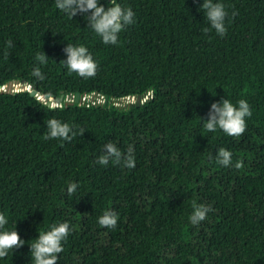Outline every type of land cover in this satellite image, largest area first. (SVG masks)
<instances>
[{"label":"trees","instance_id":"16d2710c","mask_svg":"<svg viewBox=\"0 0 264 264\" xmlns=\"http://www.w3.org/2000/svg\"><path fill=\"white\" fill-rule=\"evenodd\" d=\"M119 2L135 22L104 44L83 14L71 19L54 0H0V87L27 82L59 103L0 90V212L25 240L0 264H31L38 231L65 220L72 231L56 264H264V0H224L222 37L202 30L200 0ZM67 43L88 48L95 76L67 72ZM41 50L49 59L38 80ZM76 92L107 101H58ZM146 92L141 103L115 104ZM221 97L250 104L240 137L203 127ZM50 117L77 134L46 139ZM108 141L131 145L135 167L97 163ZM219 147L242 167L210 158ZM71 182L78 187L68 194ZM192 200L212 206L195 225ZM105 209L118 214L115 228L97 223Z\"/></svg>","mask_w":264,"mask_h":264},{"label":"clouds","instance_id":"9594fccd","mask_svg":"<svg viewBox=\"0 0 264 264\" xmlns=\"http://www.w3.org/2000/svg\"><path fill=\"white\" fill-rule=\"evenodd\" d=\"M54 2L56 8L71 19L78 13L83 14L87 28L97 34L104 44H116L120 32L135 22L133 9L123 5L119 0H108L107 6L100 0H54ZM198 10H202L204 20L207 21V25L202 29L204 32L214 30L221 37L225 35L228 12L224 0H200ZM6 43L11 46L13 41L8 40ZM63 52L65 57L61 61L68 73L75 72L84 78L95 76L98 62L84 44L67 43ZM48 59L49 57L42 50L35 54L34 60L37 64L32 68V75L36 79L45 78L40 66L45 65ZM251 115L250 104L245 98H240L233 103L230 99L221 97L210 103L206 118L200 117V120L203 127L210 132L219 129L227 135L240 137L246 129L245 118ZM44 124L46 139L69 141L77 134L74 130L75 125L55 117L48 118ZM84 131L80 129L81 134ZM212 156L218 164L225 167L240 168L243 165L240 159L233 162L231 150L225 147L216 149L215 154H210V158ZM96 162L100 165L111 162L131 169L135 167L133 147L129 145L126 151H122L115 143L108 141L103 144ZM77 187V182L68 183L67 193L72 194ZM211 210V204L192 200L188 219L191 224H198ZM117 219L118 214L115 211L105 209L101 215L97 216V223L108 228H115ZM8 220V216L0 212V258L6 257L10 250L13 252L14 248H20L25 244V240L21 238L15 226L6 227ZM71 231L67 220L56 222L38 231V235L30 243L31 264H56L58 254L63 250L62 242L67 240Z\"/></svg>","mask_w":264,"mask_h":264},{"label":"water","instance_id":"95a60500","mask_svg":"<svg viewBox=\"0 0 264 264\" xmlns=\"http://www.w3.org/2000/svg\"><path fill=\"white\" fill-rule=\"evenodd\" d=\"M16 84L20 85L21 88L20 89H15V85ZM23 89L28 90L29 94L31 96H37L38 99L43 100V102L46 103L49 106L59 105V104H57L58 102L56 101V99H54L52 96L51 97H45L44 94L39 93L37 91V89L35 88V85L29 84L27 82H21V81H18V80H10L5 85L0 87V90H4V91H7V92H15V91H18V90H23ZM81 95L82 94L76 92V93L73 94V98L70 99V98H64V95L60 94L59 97H58V101L60 102V101L64 100L65 102H70V103L71 102H79L80 99H81ZM141 95L142 94H140V93L134 95L135 96V101H133L132 103H141L142 102L141 101ZM67 96H70V95H67ZM106 101H107V98L104 99V103H106Z\"/></svg>","mask_w":264,"mask_h":264},{"label":"rangeland","instance_id":"374dc122","mask_svg":"<svg viewBox=\"0 0 264 264\" xmlns=\"http://www.w3.org/2000/svg\"><path fill=\"white\" fill-rule=\"evenodd\" d=\"M21 86L16 84L15 85V89H20ZM148 96H150V94H148V92H146L145 94L141 95V101H143L145 98H147ZM85 97L84 101H87V100H93V101H98L100 100L99 99V94H83L82 98ZM66 98H68V96H66ZM69 98H72V95L69 97ZM133 101H135V96H126V97H123L121 99H119L118 101L115 102L116 105H119V106H125L127 105L128 103H132ZM83 102V100H82ZM59 104V103H57Z\"/></svg>","mask_w":264,"mask_h":264},{"label":"built area","instance_id":"2783aa9c","mask_svg":"<svg viewBox=\"0 0 264 264\" xmlns=\"http://www.w3.org/2000/svg\"><path fill=\"white\" fill-rule=\"evenodd\" d=\"M84 94H85V93H84ZM70 96H71V95H70ZM70 96H68V98H69ZM82 96H83V94L81 95V99H80L79 102H82V100L84 101L85 97L82 98ZM72 98H73V95H72ZM72 98H70V99H72ZM99 99H100V100L96 101L97 103L104 102L105 97H104L103 95L99 94ZM94 102H95V101L92 100V103H94Z\"/></svg>","mask_w":264,"mask_h":264}]
</instances>
